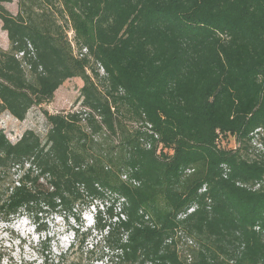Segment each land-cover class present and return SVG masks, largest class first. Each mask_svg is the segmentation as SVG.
I'll list each match as a JSON object with an SVG mask.
<instances>
[{
  "label": "trees",
  "instance_id": "1",
  "mask_svg": "<svg viewBox=\"0 0 264 264\" xmlns=\"http://www.w3.org/2000/svg\"><path fill=\"white\" fill-rule=\"evenodd\" d=\"M6 2L0 114L71 79L84 107L46 111L44 138L0 128V222L63 218L73 240L46 237L43 264H264V0H71L77 51L57 0Z\"/></svg>",
  "mask_w": 264,
  "mask_h": 264
},
{
  "label": "rangeland",
  "instance_id": "2",
  "mask_svg": "<svg viewBox=\"0 0 264 264\" xmlns=\"http://www.w3.org/2000/svg\"><path fill=\"white\" fill-rule=\"evenodd\" d=\"M4 6L13 14H17L20 8L19 0L6 2ZM60 6H63L66 18L68 19L69 26L67 30L69 39L74 45L76 46L77 37L91 40L90 28L78 16L72 6L71 0H57L53 10L56 11L55 9ZM9 46L8 34L2 28V21L0 20V49L7 50ZM74 50L77 51L76 48ZM82 84L80 79L68 80L56 91L55 98L51 102L34 105L23 121L18 120L8 111L2 112L0 114V128L5 131L13 143L17 142L27 130H34L44 138L48 128L46 111L51 114H66L83 109V99L79 92V87ZM94 215V207H91L84 213L83 218L86 220V229L94 226ZM46 222L48 226L46 232L38 231L34 221L26 214L21 215L12 223L0 222V254L3 258V263L29 261L34 264H43L46 252H44V246L41 242L46 237H51L50 244L54 253H58L62 248L66 249L73 240V233L67 229L65 220L54 216L46 219ZM91 242H93L92 239ZM180 246L185 248L188 245L182 239ZM100 254L101 249L99 248L93 256L97 257ZM95 264H107V261H97Z\"/></svg>",
  "mask_w": 264,
  "mask_h": 264
},
{
  "label": "built area",
  "instance_id": "3",
  "mask_svg": "<svg viewBox=\"0 0 264 264\" xmlns=\"http://www.w3.org/2000/svg\"><path fill=\"white\" fill-rule=\"evenodd\" d=\"M72 42V41H71ZM73 43V42H72ZM73 46L76 48V46L74 45V43H73ZM87 52V49L86 48H84L83 49V53H86ZM23 55V53H21L20 54V56H22ZM80 55H82V54H80ZM260 135H262L263 137H264V130L263 129H261V128H259V129H257L255 132H254V139H253V142H254V144L256 145V146H258L260 149H262V150H264V142L263 141H261L260 139H259V136ZM184 239V241H185V243L187 244V245H190V246H193V245H195V242H194V240L192 239V238H190V237H184L183 238Z\"/></svg>",
  "mask_w": 264,
  "mask_h": 264
}]
</instances>
